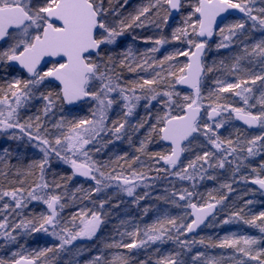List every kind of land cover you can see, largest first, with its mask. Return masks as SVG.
Listing matches in <instances>:
<instances>
[{
    "label": "snow or ice",
    "instance_id": "snow-or-ice-1",
    "mask_svg": "<svg viewBox=\"0 0 264 264\" xmlns=\"http://www.w3.org/2000/svg\"><path fill=\"white\" fill-rule=\"evenodd\" d=\"M259 3L147 0L125 14L128 0H0V134L39 153L26 160L17 156L16 163L8 148L0 153V237L17 247L0 264H56L74 242L97 239L107 227L110 207L120 206L111 205L109 189L139 205L149 193L137 195L136 189L151 187L148 181L160 173L189 182L172 184L157 197L180 214L157 208L151 223L121 220L128 226L114 229L116 236L103 240L86 264H264V210L254 211L257 202L245 199L256 191L264 195V0ZM166 27L170 36L163 34ZM146 28L161 34L132 40L151 47L139 51L120 43ZM257 32L261 38L253 39ZM212 42L217 52L238 51L208 65L205 52ZM169 44L173 50L157 57ZM215 72L220 75L209 77ZM142 101L145 116L130 125ZM233 121L261 134L250 136ZM129 128L145 129L135 155L95 158L102 142L127 136L131 145ZM226 128L235 131L223 136ZM153 142L161 150L150 152ZM256 157L261 162L253 167ZM54 159L66 166L63 172L53 170ZM153 170L155 177L149 175ZM76 178L90 187L71 190ZM204 180L219 188L205 196L197 185ZM233 185L246 190L229 203L237 192ZM34 202L43 210L30 211ZM69 207L76 211L65 216ZM233 223L259 235L188 238L201 225ZM39 233L54 238L52 246L28 250L19 243V237ZM166 242L175 245L167 254L156 247L155 259L135 255ZM195 245L204 250L185 259ZM209 249L231 254L210 256Z\"/></svg>",
    "mask_w": 264,
    "mask_h": 264
},
{
    "label": "trees",
    "instance_id": "trees-1",
    "mask_svg": "<svg viewBox=\"0 0 264 264\" xmlns=\"http://www.w3.org/2000/svg\"><path fill=\"white\" fill-rule=\"evenodd\" d=\"M147 3V0H128V4L123 8V11L125 14L128 12H134L135 9L140 7L141 5ZM178 19V18H177ZM171 29L166 27L163 31V34L166 36H170ZM161 33L154 29V28H146V29H135L133 32L128 33L125 35V37L121 38L120 43L124 45L125 47L128 44H132L133 47L139 51H144L147 47H151L152 45L144 44L142 39H137L136 41L132 40V35H136L138 37H153L156 38ZM254 39V38H253ZM260 39V38H258ZM121 49L118 48L117 51H120ZM173 50V46L171 44L165 45L161 48V51L157 53V57H161L163 54H165L166 51ZM213 50V42L211 43V47L209 50H207L205 63L208 65H211L209 62V57L212 54ZM238 50V49H237ZM236 50V51H237ZM219 57L221 59H225V57H228L231 55L230 52L227 50L221 49L219 52ZM183 59V58H181ZM220 61V59H219ZM126 75L132 79L135 78L134 74L132 73H126ZM209 77H215L214 73L212 76L209 75ZM211 83V79L208 81ZM258 94V93H257ZM227 95V94H226ZM36 106L39 107V102H35ZM143 101L141 102V106L137 108L136 112L132 117L129 118L130 125H135L138 120H140L142 117L145 116V109L143 107ZM155 104V102H153ZM119 111V109H117ZM155 111V109L153 110ZM35 112V108H33L28 114L31 115ZM112 118H115V113L110 114ZM234 125L238 128H240L242 131L246 132L248 135H258L261 134V130L258 131H250L247 130L238 124H236L233 121ZM221 134L223 136H228L230 132H234V128H226L221 129ZM129 134L132 136V143L129 144L127 136H125L122 140H114L111 144H105L101 143L98 144L97 147L101 148L100 153L95 154V158L101 161L108 160L109 157H112L113 159L117 154L123 155L124 152H127L129 157L132 155H135V147L138 146L139 141L144 138L145 135V129H140L138 132H133L131 128H129ZM4 148H8L10 151L13 152V159L12 163H16L17 156L20 157L22 160H26L29 158H37L39 153L38 149L32 148L30 145H26L23 141H14L9 140L6 135L0 134V153H2ZM161 150V145L157 142H153L149 145V151H159ZM261 162L260 157L255 158V163L252 165L253 167L257 166ZM53 164V170L57 172H63L66 169V166L62 163L56 161L55 159L52 161ZM149 175L152 177L156 176V172L153 170L149 172ZM224 180V177H220V181L222 182ZM148 183L152 185L151 187H148L146 191L149 193L145 199L139 201V205L133 203L128 207V210L126 211L124 208H115L110 207V217L108 220L107 227L104 228L103 232L98 234V238L94 239L92 241H84L78 240L74 243V247L70 251H64L60 253V256L56 258V264H86V261L89 260L92 256L97 255L96 248L101 245L102 241L107 239L109 236H116V232L114 229H119L120 231H123L125 227L128 225L122 226L120 224L121 220L129 221L130 223H141L143 225L144 223H151L153 220L156 219V211L155 209H168L171 211L173 215L180 214V210L172 207L170 204H166L162 200H158L157 197L162 196L164 194V191H161L160 187L162 185L167 186L168 189L172 188V184H176L177 187H189V182H183L182 184L180 182H177L174 177L171 176H165L164 173H160V178L156 180H149ZM87 182H79L77 179H75L74 182H69V188L71 190H74V188L77 185L82 186L83 188L86 186ZM198 190L203 192L205 196L207 195L208 190L219 188V183L214 181H197ZM233 187L237 188V192L232 193L230 197L231 199H234L237 195L243 194V192L246 190L243 185H233ZM250 187H252L250 185ZM253 188V187H252ZM254 189V188H253ZM145 192V191H144ZM142 192V195L144 194ZM103 195V194H102ZM108 195H110L108 193ZM245 199H254L257 203L253 205L254 211H261L264 210V195H261L259 191H256L255 195L249 194L245 197ZM117 200L115 197L111 201V205H116ZM109 207V206H106ZM44 208L43 205L36 204L35 202L31 205H29V210L32 212H40ZM148 208L149 211L147 215L143 213V209ZM76 211L75 207H69L65 210V216L69 214V212ZM224 212L219 213V217L222 219L224 217ZM230 232H237L242 234H248V235H259L258 231L253 228H249L245 225L239 224V223H233L226 226H213V227H207L206 225L200 229L195 235L188 237L189 239L195 238L199 239L201 236L204 237H212L216 238L217 236H224L226 233ZM119 239V237H116ZM19 243L23 244L25 248L28 250H32L35 248H42L45 246H52L53 240H50L48 237L45 236L43 233L39 234H33L32 236H24L19 237ZM58 243V242H57ZM160 247L165 254L167 252L171 251L175 248V245H173L171 242H166L163 245H153L151 246L147 251L141 250L139 253H136L135 255L138 256L139 259H146L149 255H152V258L155 259V248ZM76 249H82L83 254L82 255H76ZM17 247L16 245H9L6 244L4 239L0 237V257H8L11 255V251H16ZM200 250L203 251L204 249L199 246L195 245L191 251V253H188L185 259H188L190 261L191 256H194L196 251ZM231 253L229 251H221L220 249H209L208 255L210 256H218V255H230Z\"/></svg>",
    "mask_w": 264,
    "mask_h": 264
},
{
    "label": "rangeland",
    "instance_id": "rangeland-1",
    "mask_svg": "<svg viewBox=\"0 0 264 264\" xmlns=\"http://www.w3.org/2000/svg\"><path fill=\"white\" fill-rule=\"evenodd\" d=\"M259 6H261V5H260V3H259V0H257V7H259ZM253 38H254V39L261 38V34H260L259 32H257V33H255V35H254ZM235 51H236V50H234L233 52H230L231 55L235 54ZM237 51H238V50H237ZM218 55H219V53L217 52L216 47H215V45H214L213 50H212V54H211V56L209 57V62H208V63H210V64L212 65L213 62L215 61V62L218 64V63H219V59L221 60V57H219ZM225 58H226V57H225ZM258 70H259V69L257 68V71H258ZM212 74H213V73H210L209 75L212 76ZM214 75H215V76H218V75H220V73H219V72H215ZM90 185H91V182H87V184H86V186L84 187V189H88V188L90 187ZM78 186H80V185H77L76 187H78ZM76 187H75V188H76ZM75 188H74V190H75ZM166 188H167V186H165V185H162V186L160 187L161 191H164ZM146 189H147V188H145L143 185H141L140 187H138V188L136 189V193H137V195H142V192L146 191ZM108 193H109L111 196H113V198L115 197V199L117 200V203H119V205H120L119 207H120V208H124L126 211L128 210V207H129L131 204H133V202H132L133 198H132V197H127L126 195H122V196H119V197H118V196L113 192V190H111V189L108 190ZM45 236H46V235H45ZM46 237H48L50 240H53V241H54V238H52V237H50V236H46ZM84 241H87V240H82V242H84ZM74 243H75V242H74Z\"/></svg>",
    "mask_w": 264,
    "mask_h": 264
},
{
    "label": "water",
    "instance_id": "water-1",
    "mask_svg": "<svg viewBox=\"0 0 264 264\" xmlns=\"http://www.w3.org/2000/svg\"><path fill=\"white\" fill-rule=\"evenodd\" d=\"M236 122H237L239 125H241V126L247 128V126L243 125L242 122H240V121H236ZM257 129H258V127H253V128H251V130H257ZM76 179H78L79 181H85L83 178H76ZM252 186H253L254 188L257 187V186H255V185H252ZM206 223H207V222H206ZM203 226H204V225H201V227H200L199 229H201ZM199 229H197L196 232H197ZM196 232H194V233H196ZM194 233L189 234V236L193 235Z\"/></svg>",
    "mask_w": 264,
    "mask_h": 264
}]
</instances>
